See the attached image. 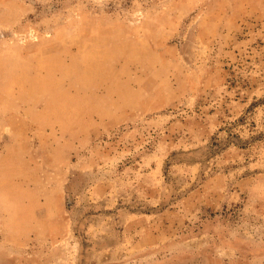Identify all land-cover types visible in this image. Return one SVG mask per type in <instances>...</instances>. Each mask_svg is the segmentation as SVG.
Masks as SVG:
<instances>
[{
  "label": "rangeland",
  "instance_id": "374dc122",
  "mask_svg": "<svg viewBox=\"0 0 264 264\" xmlns=\"http://www.w3.org/2000/svg\"><path fill=\"white\" fill-rule=\"evenodd\" d=\"M0 264H264V0H0Z\"/></svg>",
  "mask_w": 264,
  "mask_h": 264
}]
</instances>
